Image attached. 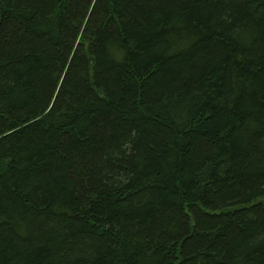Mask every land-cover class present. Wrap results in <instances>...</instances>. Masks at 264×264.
<instances>
[{
    "label": "trees",
    "instance_id": "obj_1",
    "mask_svg": "<svg viewBox=\"0 0 264 264\" xmlns=\"http://www.w3.org/2000/svg\"><path fill=\"white\" fill-rule=\"evenodd\" d=\"M0 264H264V0H0Z\"/></svg>",
    "mask_w": 264,
    "mask_h": 264
}]
</instances>
